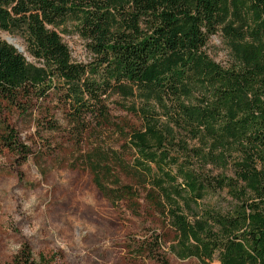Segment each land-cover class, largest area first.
Segmentation results:
<instances>
[{
	"label": "trees",
	"instance_id": "trees-1",
	"mask_svg": "<svg viewBox=\"0 0 264 264\" xmlns=\"http://www.w3.org/2000/svg\"><path fill=\"white\" fill-rule=\"evenodd\" d=\"M0 28L24 44L0 38V115L55 95L77 140L96 128L123 139L80 161L112 205L137 215L143 200L158 213L169 253L264 264V0H0ZM67 29L86 62L72 59ZM217 33L224 64L206 51ZM110 102L139 124L115 122ZM59 127L51 117L46 129ZM0 144L22 161L30 152L4 121ZM46 263L27 243L10 262Z\"/></svg>",
	"mask_w": 264,
	"mask_h": 264
},
{
	"label": "rangeland",
	"instance_id": "rangeland-1",
	"mask_svg": "<svg viewBox=\"0 0 264 264\" xmlns=\"http://www.w3.org/2000/svg\"><path fill=\"white\" fill-rule=\"evenodd\" d=\"M8 36L24 50L19 36L0 28V38ZM60 36L73 60H89L77 34L68 30L60 31ZM206 51L221 64L230 57L219 33L210 36ZM24 55L32 60L26 51ZM35 106L0 115V121L13 127L18 140L30 150L22 161L21 155L0 144V264H10L22 243L30 246L34 258L42 254L46 264H160L157 257L161 256L169 264H200L195 258L178 259L169 253L173 232L143 200L141 211L134 215L123 202L112 205L93 184L80 155L96 148L118 149L123 139L117 132L96 128L77 140L55 95ZM109 107L115 122L139 124L115 103ZM51 117L60 126L53 131L46 129ZM121 179L129 182L124 176ZM219 197L220 202L227 198L224 192ZM160 233L165 238L157 246L154 237ZM211 264L219 263L214 259Z\"/></svg>",
	"mask_w": 264,
	"mask_h": 264
},
{
	"label": "bare ground",
	"instance_id": "bare-ground-1",
	"mask_svg": "<svg viewBox=\"0 0 264 264\" xmlns=\"http://www.w3.org/2000/svg\"><path fill=\"white\" fill-rule=\"evenodd\" d=\"M7 40L9 41V42H11V43H13V44H15V45H17L18 47H20L19 46V44L12 38V37H7ZM20 49H21V52L23 51V49L20 47Z\"/></svg>",
	"mask_w": 264,
	"mask_h": 264
},
{
	"label": "water",
	"instance_id": "water-1",
	"mask_svg": "<svg viewBox=\"0 0 264 264\" xmlns=\"http://www.w3.org/2000/svg\"><path fill=\"white\" fill-rule=\"evenodd\" d=\"M8 43H10L11 45H13L19 52H21V49H20V47H18L17 45H15V44H13V43H11V42H9L7 39H5Z\"/></svg>",
	"mask_w": 264,
	"mask_h": 264
}]
</instances>
